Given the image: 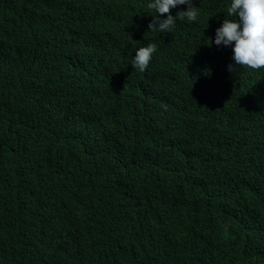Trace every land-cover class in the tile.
Listing matches in <instances>:
<instances>
[{"label": "trees", "instance_id": "obj_1", "mask_svg": "<svg viewBox=\"0 0 264 264\" xmlns=\"http://www.w3.org/2000/svg\"><path fill=\"white\" fill-rule=\"evenodd\" d=\"M151 2L0 0V264H264V69L204 45L231 0L175 26L194 76L134 69Z\"/></svg>", "mask_w": 264, "mask_h": 264}, {"label": "clouds", "instance_id": "obj_2", "mask_svg": "<svg viewBox=\"0 0 264 264\" xmlns=\"http://www.w3.org/2000/svg\"><path fill=\"white\" fill-rule=\"evenodd\" d=\"M88 1L93 0H85L86 3ZM180 5H186V10ZM147 7L146 15L138 24L122 30L121 47L126 55L132 57V67L149 73L156 53L162 48L172 65L162 71L158 68L159 83L161 79L174 78V75L186 70H191L194 76L196 65H201L196 58L201 56L195 47H187L174 32L179 20H197L198 7L193 5L192 0H154ZM177 7L178 12L172 14L171 9ZM227 14L236 19L225 18L221 26L208 22L209 35L204 45H210L215 50L222 49L224 54L232 46V59L239 68L264 69V0H231ZM228 69L232 71L233 65L229 64ZM211 79L209 83L216 88L215 79ZM200 86L207 88L204 83ZM248 97L253 98V94H248ZM254 101L257 100L253 98L251 103ZM259 106L260 103L251 109L256 110Z\"/></svg>", "mask_w": 264, "mask_h": 264}]
</instances>
